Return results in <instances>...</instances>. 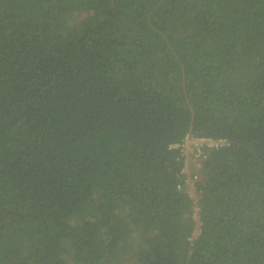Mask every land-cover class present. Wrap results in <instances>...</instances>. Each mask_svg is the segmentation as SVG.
<instances>
[{
  "label": "trees",
  "instance_id": "1",
  "mask_svg": "<svg viewBox=\"0 0 264 264\" xmlns=\"http://www.w3.org/2000/svg\"><path fill=\"white\" fill-rule=\"evenodd\" d=\"M0 264H264V0H0Z\"/></svg>",
  "mask_w": 264,
  "mask_h": 264
},
{
  "label": "built area",
  "instance_id": "2",
  "mask_svg": "<svg viewBox=\"0 0 264 264\" xmlns=\"http://www.w3.org/2000/svg\"><path fill=\"white\" fill-rule=\"evenodd\" d=\"M229 141L226 137L222 136H210V135H196L191 132H187L185 136L176 142H172L170 147L178 148L180 151V156L183 158V170L188 167L190 161L195 165L200 166L204 158L207 157L209 150H214L217 148H222L227 146ZM192 178H197L198 173H194ZM190 182V179H188ZM189 195L195 199L194 185L190 182V187L188 189ZM196 209V208H195ZM193 218L196 222V227L194 230V236L200 232L201 221L199 219V213L194 212Z\"/></svg>",
  "mask_w": 264,
  "mask_h": 264
},
{
  "label": "rangeland",
  "instance_id": "3",
  "mask_svg": "<svg viewBox=\"0 0 264 264\" xmlns=\"http://www.w3.org/2000/svg\"><path fill=\"white\" fill-rule=\"evenodd\" d=\"M189 165H190L189 169L196 170L197 166L192 161H190ZM197 178L200 179L199 176ZM192 181H193V179L192 180L190 179V182H192Z\"/></svg>",
  "mask_w": 264,
  "mask_h": 264
}]
</instances>
